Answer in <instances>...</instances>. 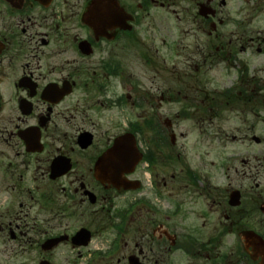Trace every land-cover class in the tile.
<instances>
[{
  "label": "flooded vegetation",
  "instance_id": "af4514ba",
  "mask_svg": "<svg viewBox=\"0 0 264 264\" xmlns=\"http://www.w3.org/2000/svg\"><path fill=\"white\" fill-rule=\"evenodd\" d=\"M0 264H264V0H0Z\"/></svg>",
  "mask_w": 264,
  "mask_h": 264
},
{
  "label": "rangeland",
  "instance_id": "374dc122",
  "mask_svg": "<svg viewBox=\"0 0 264 264\" xmlns=\"http://www.w3.org/2000/svg\"><path fill=\"white\" fill-rule=\"evenodd\" d=\"M181 129L186 130V131L193 130L192 131L193 133H196V131H197V129L194 127L192 122H183V123H181ZM189 155H191L190 151H189Z\"/></svg>",
  "mask_w": 264,
  "mask_h": 264
},
{
  "label": "water",
  "instance_id": "95a60500",
  "mask_svg": "<svg viewBox=\"0 0 264 264\" xmlns=\"http://www.w3.org/2000/svg\"><path fill=\"white\" fill-rule=\"evenodd\" d=\"M121 146H123V141L119 142V146H118V144H117V147H118V148H120ZM102 169H103V167H102Z\"/></svg>",
  "mask_w": 264,
  "mask_h": 264
}]
</instances>
